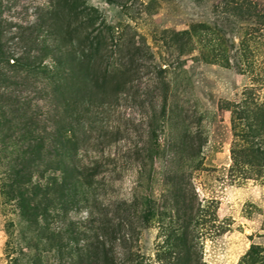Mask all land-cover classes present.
Here are the masks:
<instances>
[{"label":"rangeland","instance_id":"obj_1","mask_svg":"<svg viewBox=\"0 0 264 264\" xmlns=\"http://www.w3.org/2000/svg\"><path fill=\"white\" fill-rule=\"evenodd\" d=\"M49 2L2 0V11L28 23ZM86 2L119 26L125 39L147 47L149 61L137 83L168 84L159 156L150 161L141 149L148 141L147 102L159 100L160 85L150 93L132 89L131 98L113 102L99 116L104 127L94 134L99 138L83 147V161L98 157L104 163L98 190L104 199L136 200L138 216L146 203L152 207L147 221L140 218L128 231L130 239L109 244L108 264H264V172L233 160L232 149L248 138L234 136L229 110L248 94L264 103V0ZM19 88L8 91L35 99L31 90ZM183 119L193 132L199 126L204 140L191 161L175 154ZM114 127L119 134L112 135ZM12 149L0 130V264H103L101 258L87 259L83 240L72 238L73 229L89 227L84 209L70 212L72 224L65 225L62 239L40 238L28 228L7 188Z\"/></svg>","mask_w":264,"mask_h":264},{"label":"trees","instance_id":"obj_2","mask_svg":"<svg viewBox=\"0 0 264 264\" xmlns=\"http://www.w3.org/2000/svg\"><path fill=\"white\" fill-rule=\"evenodd\" d=\"M118 30L86 0H51L28 23L5 17L0 0V85L6 86H0V130L3 141L13 148L8 192L28 228L47 240L62 239L65 225L72 224L70 212L84 209L89 227L73 229L72 238L83 240L87 259L101 258L103 264L110 260L111 246L130 239L128 231L136 229L140 218L147 221L152 207L146 203L138 216L136 200L104 199L98 193L104 163L98 157L83 161V147L99 138L100 134L94 137L98 128L104 130L99 116L113 102L131 98L135 89L150 93L160 85L161 94L155 97L159 100L147 102L148 141L141 149V155L152 161L160 154L158 130L168 109L164 80L159 84L152 80L148 87L137 83L149 61L147 47L135 38L125 39ZM222 58L228 64V58ZM162 72L159 68L158 74ZM9 86L29 89L36 97L14 95ZM229 110L234 136L248 138L245 146L232 149L233 160L264 172V103L248 94ZM185 122L175 154L191 161L204 140L199 126L193 132ZM119 132L114 127L112 135ZM109 212L113 217H107ZM103 213L106 217L98 216Z\"/></svg>","mask_w":264,"mask_h":264}]
</instances>
